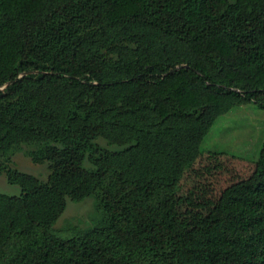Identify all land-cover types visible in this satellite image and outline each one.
I'll return each mask as SVG.
<instances>
[{
	"label": "trees",
	"instance_id": "trees-1",
	"mask_svg": "<svg viewBox=\"0 0 264 264\" xmlns=\"http://www.w3.org/2000/svg\"><path fill=\"white\" fill-rule=\"evenodd\" d=\"M249 102L264 0H0V264H264V142L199 147ZM23 145L46 181L9 167ZM67 197L100 216L62 237Z\"/></svg>",
	"mask_w": 264,
	"mask_h": 264
},
{
	"label": "rangeland",
	"instance_id": "rangeland-1",
	"mask_svg": "<svg viewBox=\"0 0 264 264\" xmlns=\"http://www.w3.org/2000/svg\"><path fill=\"white\" fill-rule=\"evenodd\" d=\"M99 145L111 150L120 147L109 144L98 137ZM264 142V108L254 102L243 103L229 108L217 116L205 131L199 147L205 151L223 152L244 161H256ZM29 146L23 145L20 150L13 152L9 167L36 176L46 181L49 174L48 162L33 163L27 154ZM85 166L92 169V165L85 161ZM0 193L19 195L18 185L7 180L5 172L0 173ZM95 210L93 197L75 201L66 198V206L54 223V228L62 237L71 236L76 230L91 228L99 218Z\"/></svg>",
	"mask_w": 264,
	"mask_h": 264
}]
</instances>
